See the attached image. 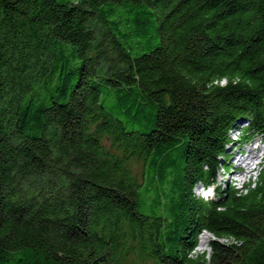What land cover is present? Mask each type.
Wrapping results in <instances>:
<instances>
[{
  "label": "trees",
  "instance_id": "obj_1",
  "mask_svg": "<svg viewBox=\"0 0 264 264\" xmlns=\"http://www.w3.org/2000/svg\"><path fill=\"white\" fill-rule=\"evenodd\" d=\"M237 123L264 0H0V264H264V162L216 186Z\"/></svg>",
  "mask_w": 264,
  "mask_h": 264
},
{
  "label": "rangeland",
  "instance_id": "obj_2",
  "mask_svg": "<svg viewBox=\"0 0 264 264\" xmlns=\"http://www.w3.org/2000/svg\"><path fill=\"white\" fill-rule=\"evenodd\" d=\"M237 129L240 127H243V123H237ZM235 129L230 133V139L233 141L231 144H229L226 148V161L228 165V170L224 167L221 168L218 173H217V178H216V186L224 187V185L230 183V185L236 187V188H242V185H245L249 182L253 183L258 175L259 170L261 169L263 162H264V140L259 141L261 138H251V140H248L247 143H244L243 145L238 142H234L238 140V130ZM256 141H259L258 143ZM260 148L259 150V157L257 160H255V168L251 171H247L246 168L241 164L235 162L234 156L239 155L240 152L242 154H247L248 150L251 148ZM256 149V150H257ZM259 163V164H258ZM140 163L134 164V171H140ZM236 172H240L239 175H232L235 174ZM231 175L233 176L231 178ZM195 195L197 197H204L207 199H210L211 197L215 198L216 196L214 195L215 189L214 186L211 189H204L202 185H198L195 188ZM214 239V237L207 233V232H202L198 236V243L195 248V253L193 255H200L202 253H207L208 252V242L210 240ZM224 243L231 242V240L227 239H222L221 240ZM139 264V263H138Z\"/></svg>",
  "mask_w": 264,
  "mask_h": 264
},
{
  "label": "bare ground",
  "instance_id": "obj_3",
  "mask_svg": "<svg viewBox=\"0 0 264 264\" xmlns=\"http://www.w3.org/2000/svg\"><path fill=\"white\" fill-rule=\"evenodd\" d=\"M259 150H260L259 147L257 150H256V147L249 149L247 151L248 154L245 155L246 157L244 156L245 158L239 157V155L237 154L234 156L235 162L237 161V163H240L242 161L243 162L245 161L244 167L246 168L247 171H251V170H253V168L256 164L255 160H257L259 157Z\"/></svg>",
  "mask_w": 264,
  "mask_h": 264
}]
</instances>
